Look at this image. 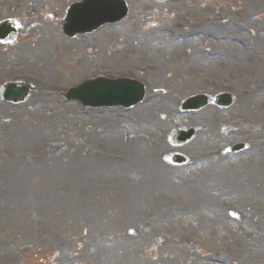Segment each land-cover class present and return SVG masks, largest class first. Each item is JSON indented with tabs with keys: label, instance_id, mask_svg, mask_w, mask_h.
Returning <instances> with one entry per match:
<instances>
[{
	"label": "rangeland",
	"instance_id": "374dc122",
	"mask_svg": "<svg viewBox=\"0 0 264 264\" xmlns=\"http://www.w3.org/2000/svg\"><path fill=\"white\" fill-rule=\"evenodd\" d=\"M80 1L0 0V21L21 27L0 46V84L35 86L0 103V264H264V0H124L123 22L67 39ZM43 24L65 45H37ZM95 76L143 82L146 98L109 111L63 99ZM222 92L227 110L179 112ZM236 143L252 151L226 155ZM178 153L187 165L165 162Z\"/></svg>",
	"mask_w": 264,
	"mask_h": 264
},
{
	"label": "water",
	"instance_id": "95a60500",
	"mask_svg": "<svg viewBox=\"0 0 264 264\" xmlns=\"http://www.w3.org/2000/svg\"><path fill=\"white\" fill-rule=\"evenodd\" d=\"M93 0H86L85 6L92 3ZM106 4L110 10L98 11L101 13L103 11H108L111 15L99 14L103 16L108 21L116 22L125 16V10L120 2H109ZM82 6V9L85 8ZM78 32V31H77ZM74 95L79 97L84 103L86 100L88 103L94 105H123L125 107L131 106L136 103L141 97V89L136 83H130L126 81L111 83V82H95L88 83L82 89L77 90ZM84 99V100H83Z\"/></svg>",
	"mask_w": 264,
	"mask_h": 264
},
{
	"label": "bare ground",
	"instance_id": "6f19581e",
	"mask_svg": "<svg viewBox=\"0 0 264 264\" xmlns=\"http://www.w3.org/2000/svg\"><path fill=\"white\" fill-rule=\"evenodd\" d=\"M45 26L47 27L48 30L46 28L43 29L42 31L43 38L48 42H51L50 48L52 47L53 49L59 48L64 43L63 39L57 33L52 32V26H48V25ZM163 36L166 35H162V37ZM116 40H118V38ZM0 66L3 67L4 63L0 62Z\"/></svg>",
	"mask_w": 264,
	"mask_h": 264
}]
</instances>
